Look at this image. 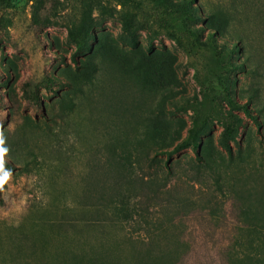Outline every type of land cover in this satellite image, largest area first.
Masks as SVG:
<instances>
[{
    "label": "rangeland",
    "instance_id": "374dc122",
    "mask_svg": "<svg viewBox=\"0 0 264 264\" xmlns=\"http://www.w3.org/2000/svg\"><path fill=\"white\" fill-rule=\"evenodd\" d=\"M189 1L0 0V264H264V0Z\"/></svg>",
    "mask_w": 264,
    "mask_h": 264
},
{
    "label": "trees",
    "instance_id": "16d2710c",
    "mask_svg": "<svg viewBox=\"0 0 264 264\" xmlns=\"http://www.w3.org/2000/svg\"><path fill=\"white\" fill-rule=\"evenodd\" d=\"M193 0H190L189 3H192ZM201 10L198 11V13H200ZM70 35L72 37V39L75 41L77 47L79 49L83 48L84 47V38L85 36L87 35L86 32L82 31L80 34H74L72 31L70 32ZM77 35V36H76ZM80 37V38H79ZM234 49L235 51H238L239 48L237 47V44L234 45ZM97 69V68H96ZM98 71V69L96 70ZM229 105L233 106V102L232 100H229ZM242 109H244V111L251 117L252 114L249 113V110L246 106L242 107ZM255 121L258 123V121L256 120L255 118ZM144 127H146V129L144 130V133L142 134V137L140 136H135L134 137V140L133 142H137V151L140 152V154H142L143 156V159L148 157L149 154H150V150L149 149H144V143L146 145H150L151 144V139H155L156 136H155V132L151 131L150 130V124L148 123V121L145 119V123H144ZM197 142L194 140V138L192 136H190L189 138L187 139H184L182 140L180 143H178L174 148L173 150L169 151V150H160L159 152L163 153V154H166L169 158L174 155V154H177V153H180L184 150H187L189 148H193V149H197ZM197 157H198V160L200 162L202 161H208L206 156H205V153L202 152L201 150L199 152H197ZM126 166H127V160L126 159H117L115 157H113L111 160H110V166L111 168H108V170H115L116 171V174L119 176V178H121L122 176L126 175L125 173H127V170H126ZM122 197L119 196V199H121Z\"/></svg>",
    "mask_w": 264,
    "mask_h": 264
},
{
    "label": "clouds",
    "instance_id": "9594fccd",
    "mask_svg": "<svg viewBox=\"0 0 264 264\" xmlns=\"http://www.w3.org/2000/svg\"><path fill=\"white\" fill-rule=\"evenodd\" d=\"M3 140H0V161L3 159V155L7 152V148L3 147ZM0 167H2V164H0ZM8 179V173L6 172L4 174V177L0 179V184H2L4 181Z\"/></svg>",
    "mask_w": 264,
    "mask_h": 264
}]
</instances>
